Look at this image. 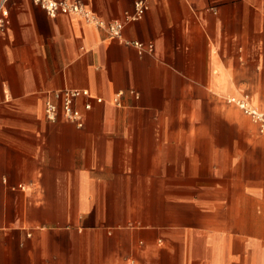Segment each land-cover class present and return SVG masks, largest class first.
I'll return each instance as SVG.
<instances>
[{"label": "crops", "instance_id": "crops-1", "mask_svg": "<svg viewBox=\"0 0 264 264\" xmlns=\"http://www.w3.org/2000/svg\"><path fill=\"white\" fill-rule=\"evenodd\" d=\"M3 5L0 264H264V135L226 102L264 108V0H150L120 40ZM66 88L81 128L45 117Z\"/></svg>", "mask_w": 264, "mask_h": 264}, {"label": "built area", "instance_id": "built-area-1", "mask_svg": "<svg viewBox=\"0 0 264 264\" xmlns=\"http://www.w3.org/2000/svg\"><path fill=\"white\" fill-rule=\"evenodd\" d=\"M35 5L42 8L48 16L55 17L58 14L80 16L84 19L93 22L99 27L105 28L109 37L120 40L122 38V30L126 23L138 21L145 15L150 0H135L133 10L127 13L122 21H110L105 23L98 19L92 12L85 7V0H31ZM0 2V31L7 24L8 13L4 9L3 3ZM132 45L139 55L151 53L153 45L151 43L144 44L134 41L127 42ZM86 90L78 89H63L53 93V99L47 100L45 103V117L50 121H55L59 115L65 120L75 124L78 128L83 125L82 114L76 109L74 102L80 96H87ZM57 101V102H56ZM98 101H100L98 99ZM228 104L237 107L244 115L250 117L257 125L259 133L264 135V108H259L252 105L247 95L241 97L226 98ZM86 109L90 108L89 104L85 105ZM22 188V186H20Z\"/></svg>", "mask_w": 264, "mask_h": 264}]
</instances>
